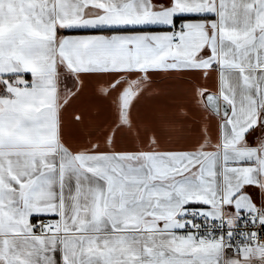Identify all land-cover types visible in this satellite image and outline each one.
Here are the masks:
<instances>
[{
  "label": "snow or ice",
  "instance_id": "obj_1",
  "mask_svg": "<svg viewBox=\"0 0 264 264\" xmlns=\"http://www.w3.org/2000/svg\"><path fill=\"white\" fill-rule=\"evenodd\" d=\"M0 264H264V0H0Z\"/></svg>",
  "mask_w": 264,
  "mask_h": 264
},
{
  "label": "crops",
  "instance_id": "obj_2",
  "mask_svg": "<svg viewBox=\"0 0 264 264\" xmlns=\"http://www.w3.org/2000/svg\"><path fill=\"white\" fill-rule=\"evenodd\" d=\"M161 87H164V85H161ZM168 102H170L168 98L163 95L158 100L148 99L144 101L145 104H158V105H162Z\"/></svg>",
  "mask_w": 264,
  "mask_h": 264
}]
</instances>
